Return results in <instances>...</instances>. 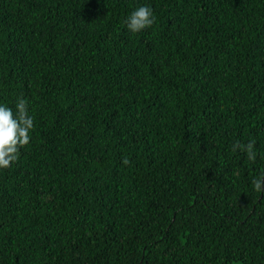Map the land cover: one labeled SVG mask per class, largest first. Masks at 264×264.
Returning <instances> with one entry per match:
<instances>
[{
	"label": "trees",
	"instance_id": "16d2710c",
	"mask_svg": "<svg viewBox=\"0 0 264 264\" xmlns=\"http://www.w3.org/2000/svg\"><path fill=\"white\" fill-rule=\"evenodd\" d=\"M19 99L0 264H264V0H0Z\"/></svg>",
	"mask_w": 264,
	"mask_h": 264
},
{
	"label": "clouds",
	"instance_id": "9594fccd",
	"mask_svg": "<svg viewBox=\"0 0 264 264\" xmlns=\"http://www.w3.org/2000/svg\"><path fill=\"white\" fill-rule=\"evenodd\" d=\"M155 17L152 9L148 6H139L133 10L126 20V27L132 33H138L153 25ZM34 128L33 117L29 115L28 105L24 99L16 103V111L7 106L0 105V169L9 168L19 156V149L29 144L30 132ZM255 140H249L246 144L235 142L233 151L242 150L247 159L255 161L257 153L254 150ZM124 165L130 161L122 160ZM253 189L264 192V173L252 180Z\"/></svg>",
	"mask_w": 264,
	"mask_h": 264
}]
</instances>
